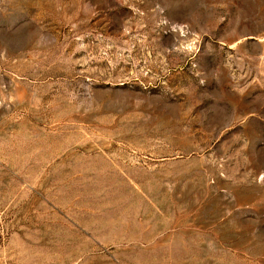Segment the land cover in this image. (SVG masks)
Segmentation results:
<instances>
[{"label":"rangeland","instance_id":"obj_1","mask_svg":"<svg viewBox=\"0 0 264 264\" xmlns=\"http://www.w3.org/2000/svg\"><path fill=\"white\" fill-rule=\"evenodd\" d=\"M0 264H264V0H0Z\"/></svg>","mask_w":264,"mask_h":264}]
</instances>
